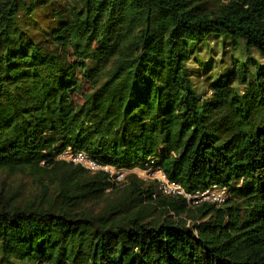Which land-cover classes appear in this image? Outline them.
Here are the masks:
<instances>
[{
  "label": "trees",
  "instance_id": "obj_1",
  "mask_svg": "<svg viewBox=\"0 0 264 264\" xmlns=\"http://www.w3.org/2000/svg\"><path fill=\"white\" fill-rule=\"evenodd\" d=\"M210 35L261 58L201 93L187 64ZM68 147L228 197L119 186ZM0 173L34 188L0 189V264H264V0H0Z\"/></svg>",
  "mask_w": 264,
  "mask_h": 264
},
{
  "label": "rangeland",
  "instance_id": "obj_2",
  "mask_svg": "<svg viewBox=\"0 0 264 264\" xmlns=\"http://www.w3.org/2000/svg\"><path fill=\"white\" fill-rule=\"evenodd\" d=\"M70 1L79 7L83 5V0ZM260 58L256 50H248L246 48L243 39L240 40L239 46L236 48L229 37L210 35L205 41L191 46V60L187 66L192 76V81L197 87L196 89L204 93L209 83L216 81L224 71L231 68L234 60L249 63L254 68L251 63L252 59L259 60ZM235 88L240 93L245 90V87L241 85H236ZM128 170L130 171L125 176V180L120 182L119 186H124L125 183L129 182V179H134L144 187L155 185V188H158L154 177L150 174L144 173L138 167L128 168ZM31 182L29 177L0 173V189L3 187L12 189L24 197H30L34 194ZM92 207L97 208L95 205Z\"/></svg>",
  "mask_w": 264,
  "mask_h": 264
},
{
  "label": "built area",
  "instance_id": "obj_3",
  "mask_svg": "<svg viewBox=\"0 0 264 264\" xmlns=\"http://www.w3.org/2000/svg\"><path fill=\"white\" fill-rule=\"evenodd\" d=\"M58 158L91 172L102 171L106 173L112 181L115 182L124 181L125 176L130 171L128 170V168L114 167L103 164L93 158L87 152L76 151L71 147L65 149ZM138 168L144 173H148L154 177L155 182L162 194L183 197L188 201L190 205H200L201 203L206 202L221 206L226 202V199L228 197L227 188L221 186L218 183H214L211 186L205 189L198 190L194 193L187 192L180 183L170 180L163 169L159 166H156L153 160L145 162L143 168Z\"/></svg>",
  "mask_w": 264,
  "mask_h": 264
}]
</instances>
